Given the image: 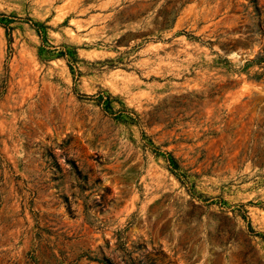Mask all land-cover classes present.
I'll use <instances>...</instances> for the list:
<instances>
[{"label": "rangeland", "instance_id": "obj_1", "mask_svg": "<svg viewBox=\"0 0 264 264\" xmlns=\"http://www.w3.org/2000/svg\"><path fill=\"white\" fill-rule=\"evenodd\" d=\"M0 18V264H264V0Z\"/></svg>", "mask_w": 264, "mask_h": 264}, {"label": "trees", "instance_id": "obj_2", "mask_svg": "<svg viewBox=\"0 0 264 264\" xmlns=\"http://www.w3.org/2000/svg\"><path fill=\"white\" fill-rule=\"evenodd\" d=\"M0 24L4 28V33H5V36H6V42H7V44H9L11 42V37L9 36V27L6 26L7 24H5V22H2L1 18H0ZM35 30L38 31V27L37 26H35ZM186 35L189 38H193V39L196 38L195 36H192L191 34H186ZM262 58H264V57H262ZM166 156H167V161L169 162V164L171 166L175 167L176 166L175 160L169 154H167Z\"/></svg>", "mask_w": 264, "mask_h": 264}]
</instances>
